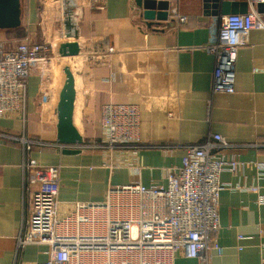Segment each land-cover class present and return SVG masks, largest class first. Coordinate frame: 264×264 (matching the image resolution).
Returning a JSON list of instances; mask_svg holds the SVG:
<instances>
[{"label":"crops","instance_id":"obj_1","mask_svg":"<svg viewBox=\"0 0 264 264\" xmlns=\"http://www.w3.org/2000/svg\"><path fill=\"white\" fill-rule=\"evenodd\" d=\"M167 1L169 9L175 7L187 17L185 23L148 27L134 0H106L102 9H85L78 16L80 45L102 41V46L123 51L91 69L80 60L85 139L80 152L62 154L54 145V95L40 98V78L35 75L28 79L26 124L20 115L5 116L0 132L17 135L25 127L30 137L42 142L33 145L29 156L59 166L58 217L72 212L76 203L101 202L112 185L164 184L165 169L179 164L185 152L182 146L163 145L220 134L237 144L225 151L236 155L240 166L220 173L216 238L222 251L211 248L208 264H264V204L245 189L254 185L264 193V171L257 168L264 166V29L250 30L238 48L234 91L212 93L214 57L199 46L206 43L217 16L205 14L202 0ZM35 8L36 0H26L25 7L21 0V24L29 31L37 28ZM5 32L0 30V40ZM107 102L139 106V140L146 144L115 155L112 168L105 151L87 147L100 141V108ZM22 158L19 143L0 140V264L47 257L44 245H25L16 253L18 235L37 229L30 185L23 184ZM172 264L197 260L175 250Z\"/></svg>","mask_w":264,"mask_h":264},{"label":"built area","instance_id":"obj_2","mask_svg":"<svg viewBox=\"0 0 264 264\" xmlns=\"http://www.w3.org/2000/svg\"><path fill=\"white\" fill-rule=\"evenodd\" d=\"M105 1L78 0L77 16L85 9H102ZM257 1L249 0L246 13L216 15L206 43L199 46L214 57L212 93L234 91L238 48L247 41L250 30L264 29V16L255 9ZM38 13L41 31L37 40H32L30 33L12 41L0 40V118L17 114L24 125L29 77L40 78L42 100L55 91L53 63L59 26L56 28L49 21L44 4ZM169 14L179 24L187 20L175 7L169 9ZM37 20L38 16L35 23ZM101 42L92 40L80 45L79 59L89 69L123 52L107 44L102 46ZM100 124V141L87 147L105 151L111 168L115 155L146 146L139 140L137 104L104 103L100 108ZM0 137L22 147V179L24 186L30 185V210L37 225L36 230L18 235L16 253L30 244L47 247L45 260L28 263L15 260L13 264H172L175 250L195 258L197 264H208L211 248L221 253L216 238L217 205L223 187L220 173L235 170L240 161L225 151L237 144L220 134H212L200 142L163 145L182 146L185 152L179 164L165 169L164 184L112 185L101 202L76 203L72 212L61 217L56 213L59 166L43 165L28 154L34 144L42 142L30 137L25 127L20 134L0 132ZM54 145L61 149L74 147L57 142ZM214 149L217 151L213 153ZM257 168L264 171V166ZM245 189L256 194L258 204H264V193L259 192L258 186L249 185Z\"/></svg>","mask_w":264,"mask_h":264},{"label":"water","instance_id":"obj_3","mask_svg":"<svg viewBox=\"0 0 264 264\" xmlns=\"http://www.w3.org/2000/svg\"><path fill=\"white\" fill-rule=\"evenodd\" d=\"M203 11L207 15H228L246 13L249 0H202ZM139 16L150 27L155 23L169 26L174 20L169 18L167 0H134ZM78 0H58L59 36L57 39L55 67V141L74 145L64 147L62 154L81 151L84 131L81 122V71L79 59L80 29L77 16ZM258 13L264 14V0L255 3ZM21 26V0H0V30Z\"/></svg>","mask_w":264,"mask_h":264},{"label":"rangeland","instance_id":"obj_4","mask_svg":"<svg viewBox=\"0 0 264 264\" xmlns=\"http://www.w3.org/2000/svg\"><path fill=\"white\" fill-rule=\"evenodd\" d=\"M22 1H23V5L25 7L26 0H22ZM43 4L48 9V13L46 14V16H47V18H49V21L54 23V26L56 28H58V26H59L58 0H36L37 7L35 8V11L37 14L36 16H38V20H37V23H35V24H36L37 28L31 27L32 29H31V31H29L30 28L28 29V28L24 27L25 30L28 31V32L26 31L25 34L30 33L32 40H37L39 38V35H40L41 27L38 26L39 25V13L38 12L41 10V6H43ZM35 21H36V19H35ZM22 24L20 26L21 27L20 30L17 32H14V31L7 32L6 31L4 33L5 40L12 41L15 39L23 38V36L25 34H23V25ZM30 26H33V25H30ZM17 36H19V37H17ZM8 45H10V44H8ZM55 60H56V57H55ZM55 60H54V62H55ZM53 67H54V63H53ZM54 69H55V67H54ZM0 140L5 142L6 139L0 137Z\"/></svg>","mask_w":264,"mask_h":264},{"label":"trees","instance_id":"obj_5","mask_svg":"<svg viewBox=\"0 0 264 264\" xmlns=\"http://www.w3.org/2000/svg\"><path fill=\"white\" fill-rule=\"evenodd\" d=\"M36 7H37V5H36ZM20 28H21V27L13 28V29H6V31H7V32H9V31L17 32V31L20 30ZM26 31H27V30H25V29L23 28V34H25ZM21 35H22V34H21ZM17 37H19V36H17Z\"/></svg>","mask_w":264,"mask_h":264}]
</instances>
